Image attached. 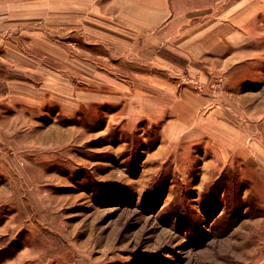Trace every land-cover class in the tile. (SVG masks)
Instances as JSON below:
<instances>
[{
	"label": "rangeland",
	"instance_id": "obj_1",
	"mask_svg": "<svg viewBox=\"0 0 264 264\" xmlns=\"http://www.w3.org/2000/svg\"><path fill=\"white\" fill-rule=\"evenodd\" d=\"M173 1L188 27L231 22L234 45L196 60L160 50L169 74L145 60L139 73L192 89L209 108L224 98L251 151L226 145L224 155L213 135L164 141L168 116L156 95L144 101L145 79L130 62L109 69L99 46L76 38L69 86L32 81L31 103L2 101L0 86V264H264V0Z\"/></svg>",
	"mask_w": 264,
	"mask_h": 264
},
{
	"label": "crops",
	"instance_id": "obj_2",
	"mask_svg": "<svg viewBox=\"0 0 264 264\" xmlns=\"http://www.w3.org/2000/svg\"><path fill=\"white\" fill-rule=\"evenodd\" d=\"M80 37L86 47H100L95 54L102 63H110L109 69L122 70L121 64L130 62V70L142 86L145 79L153 93L146 94L144 101L152 102L149 97L156 95L154 99L162 101V111L168 116L162 127L164 141L191 144L213 135L224 155L226 145L240 155L251 151L250 138L245 140L243 133L246 131L226 121L231 108L224 98L218 97V104L209 108L210 100L204 95L186 87L176 92L170 79L139 73L137 66L145 60L169 74L171 67L165 64L170 61L158 53L160 50L196 60L227 53L222 48L227 42L234 45L231 22L211 15L199 26L190 23L188 27L186 15H181L173 0H0L2 101L34 102L32 81H39L49 92L69 86L72 75L68 72H73L76 65L75 40ZM60 40L71 47L65 49ZM87 52L92 55V51ZM60 63L65 64L66 78L59 74ZM103 73H99L100 79L116 84L107 78L105 70ZM259 133L264 135L262 126ZM257 154L264 160V142L259 139Z\"/></svg>",
	"mask_w": 264,
	"mask_h": 264
}]
</instances>
